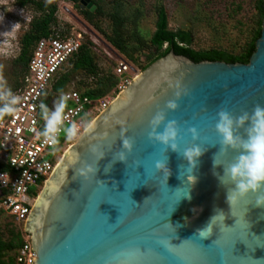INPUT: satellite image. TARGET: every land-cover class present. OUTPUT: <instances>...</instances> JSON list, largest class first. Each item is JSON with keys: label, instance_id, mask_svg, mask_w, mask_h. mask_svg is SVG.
I'll return each mask as SVG.
<instances>
[{"label": "water", "instance_id": "1", "mask_svg": "<svg viewBox=\"0 0 264 264\" xmlns=\"http://www.w3.org/2000/svg\"><path fill=\"white\" fill-rule=\"evenodd\" d=\"M185 88L191 96L168 118L180 124L181 150L196 142L188 129L199 131L197 143L207 150L193 173L181 154L147 139L151 118ZM258 103L264 105V13L246 64L193 62L173 51L152 62L65 151L41 188L24 225L33 264H264V207L253 199L231 209L227 188L214 175H223L213 165L220 145L209 144L218 140L221 107L238 115ZM121 134L135 141L127 162L114 157L123 148ZM93 145H103L105 155L85 181L75 168L95 163ZM166 155L167 181L155 167Z\"/></svg>", "mask_w": 264, "mask_h": 264}, {"label": "rangeland", "instance_id": "2", "mask_svg": "<svg viewBox=\"0 0 264 264\" xmlns=\"http://www.w3.org/2000/svg\"><path fill=\"white\" fill-rule=\"evenodd\" d=\"M19 1L0 0V20H3L0 23V76L12 91L17 88L22 77L21 69L14 63L19 53L20 38L31 18L37 15L31 6L22 7ZM41 1L57 6L56 23L51 25L50 30L58 28L69 35H80L82 45L91 47L94 60L102 70L114 69L119 60L126 61L130 65L126 73L130 79L142 73L144 67L166 48L164 44L157 51L150 45L159 9H163L166 15L167 29L186 32L190 38L189 47L195 51L220 49L238 56L245 51L257 28L256 0H91L103 8L105 15L114 6L121 9L120 32L124 34L119 37L124 41L128 54L133 57L131 60L109 43L107 38L113 37L114 27L107 16L89 12L95 9L89 0H81L77 4L67 0ZM17 23L20 26L12 30V26ZM66 67L65 70H69L71 65ZM78 79L82 77L74 75L72 81L79 83ZM118 93L120 91L114 94L117 96ZM20 227L13 216L0 208V236L3 241L7 242L17 233L21 237ZM17 250L5 254L16 256Z\"/></svg>", "mask_w": 264, "mask_h": 264}, {"label": "built area", "instance_id": "3", "mask_svg": "<svg viewBox=\"0 0 264 264\" xmlns=\"http://www.w3.org/2000/svg\"><path fill=\"white\" fill-rule=\"evenodd\" d=\"M81 45L80 35H69L58 28L38 40L19 86L13 91L21 97L17 106L19 112L0 121V208L21 225L22 244L17 250L15 264H33L36 256L24 225L35 197L62 155L76 142L67 140L61 133L59 143L53 146L37 135L44 127L40 105L51 109L61 92L67 94L66 123H77L83 133L84 125L91 123L113 101L115 91H121L130 82L126 74L130 66L119 60L113 69L118 83L108 95L90 99L83 93L84 88L72 80L64 90L55 92L53 87L60 73Z\"/></svg>", "mask_w": 264, "mask_h": 264}, {"label": "clouds", "instance_id": "4", "mask_svg": "<svg viewBox=\"0 0 264 264\" xmlns=\"http://www.w3.org/2000/svg\"><path fill=\"white\" fill-rule=\"evenodd\" d=\"M2 22L3 20H0V23ZM19 26V23L14 24L12 30ZM190 96L191 92L185 88L183 95L176 92L174 98L167 101L166 110H157L149 121L150 131L147 133V139L153 147L163 146L166 153L170 148L173 152L181 154L188 161L187 168L193 173L200 158L207 150L200 143H197L200 141L199 131L195 127L188 129L196 142L181 150L180 124L176 119L168 118L170 112L175 113L180 110L179 102L184 97ZM68 99L69 96L61 92L51 109L45 104L40 105L44 127L37 135L43 137L45 143L53 146L57 145L61 133L70 141H78L83 138L84 133L81 132L77 123H66ZM20 103L21 97L13 93L3 77L0 76V121H3L6 116L16 115L19 112L17 106ZM84 127L85 132H87L91 128V124H85ZM215 132L218 140L209 144L220 145V150L214 157L213 165L214 168L222 166L223 175L215 172L214 175L217 176L221 185L227 188V201L231 209L234 204L242 202L250 204L253 199L256 207H264V105L258 103L251 111L245 110L238 115L230 112L227 108L221 107L216 113ZM120 138L123 142V148L117 151L114 157H118L115 160L127 162L128 155L134 151L135 141L128 135L121 134ZM102 148L103 145H93L89 149L91 155L95 158V163L85 161L79 168H75L78 177L85 181L95 177L98 170L97 162L103 159L105 155ZM218 155L223 157L226 162L217 163L216 158ZM167 160L166 155L165 161H157L155 165L156 170L162 172L163 176L166 177V181L172 175L167 166ZM188 179L190 182H195L193 175H189ZM215 217L211 219L206 229L209 228ZM206 229L199 231V233Z\"/></svg>", "mask_w": 264, "mask_h": 264}, {"label": "trees", "instance_id": "5", "mask_svg": "<svg viewBox=\"0 0 264 264\" xmlns=\"http://www.w3.org/2000/svg\"><path fill=\"white\" fill-rule=\"evenodd\" d=\"M77 4L81 0H67ZM90 4L95 9L89 10L92 13H98L101 16H107L108 20L111 21L114 29L112 31L113 37H108L109 43L116 48L119 52L128 55V58H133L128 54L124 41L119 37L120 34H124L121 31L122 21L119 20L121 9H117V6L112 7L111 12L105 15L103 8L97 6L95 3L89 0ZM20 6H31L35 14L27 25V29L23 32L20 38V47L17 58L14 60L16 66L21 69V75L26 71L29 56L32 52L33 47L41 38L46 37L51 33V25L56 23L55 13L57 6L54 3H48L37 0H21L18 2ZM92 7V6H90ZM92 7V8H93ZM254 8L257 14L256 18V29L253 32L250 41L248 42L245 51L241 52L240 55L235 56L220 49H209L205 51H195L189 47L190 38L186 32L177 31L173 32L167 29V18L163 9L157 11V21L155 23V30L150 38L151 47L159 51L161 47L166 44L164 51H161L158 56L153 58L150 62H154L160 57L165 56L169 51H173L176 55H183L192 60L193 62L206 61H222L225 63H244L248 62V59L255 49V41L258 39L261 30V22L263 17V6L262 0H256ZM104 36L107 34L103 33ZM140 43V42H139ZM92 49L89 45H81L78 52L73 55L70 59V69L64 70L60 73L59 79L55 83L53 90L55 92L62 91L65 86L73 79L74 75L82 77L83 81L79 82V87L84 88V94L90 99H98L108 95L112 92L118 83V77L111 70H102L97 66ZM132 60V59H131ZM149 64V65H150ZM148 66V65H147ZM146 66V67H147ZM144 67V69L146 68ZM19 86V85H18ZM17 86V87H18ZM16 90V89H15ZM15 239V240H14ZM22 244L20 234L12 237L7 242L3 241L0 236V264H15V256H9L5 253L7 251L18 249Z\"/></svg>", "mask_w": 264, "mask_h": 264}, {"label": "bare ground", "instance_id": "6", "mask_svg": "<svg viewBox=\"0 0 264 264\" xmlns=\"http://www.w3.org/2000/svg\"><path fill=\"white\" fill-rule=\"evenodd\" d=\"M43 189V188H42ZM40 193H41V191H39V194L38 195H40ZM36 199V198H35Z\"/></svg>", "mask_w": 264, "mask_h": 264}]
</instances>
